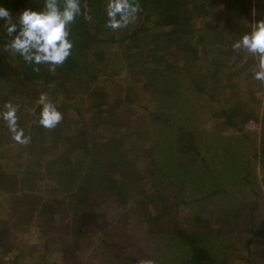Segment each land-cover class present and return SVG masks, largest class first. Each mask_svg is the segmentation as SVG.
Wrapping results in <instances>:
<instances>
[{"label": "trees", "instance_id": "16d2710c", "mask_svg": "<svg viewBox=\"0 0 264 264\" xmlns=\"http://www.w3.org/2000/svg\"><path fill=\"white\" fill-rule=\"evenodd\" d=\"M104 1L82 0V14L71 25V55L54 72H49L47 65L43 64L38 66L39 71H33L32 65L25 64L18 54L5 49L4 44L10 37L0 28V94L7 96L9 93V97L13 94L11 92H16L14 95L17 97L15 101L8 97L5 101L19 105L18 111H21L28 104L34 105L40 93H46L63 114L68 104L57 100V96L71 87L81 86L78 96L83 99L86 94L88 102L86 109L75 110L76 120L81 122L79 127L71 135L67 132L58 141H54L50 129L43 128L36 122L40 110L37 104L31 124L34 129L29 135V143L24 145V157H20L21 169L15 173V179L9 183L7 172L0 166V189L7 191L8 199L6 216L0 218V246L4 247L0 252H8V259L12 264H137V260L126 253L134 244V237L139 235H132V231H116L118 242L114 243L102 242L97 237L98 230L103 226L106 210L111 205L121 209L128 205L124 214L131 213L136 226L142 228V237L152 241L159 257L163 256V251L168 250L173 251L175 256L186 254L184 257L188 264H213V255H203V261L195 262V246L204 239L211 244L210 235L217 240L231 232L235 244L232 255L241 257L246 264H264V113L260 123V151L257 152L251 144V152L244 153L241 149L247 143L244 137L250 141L251 133L244 130V124L248 120L257 121L258 112L256 109V112L247 109L248 106L242 105L241 99H235L231 105L222 108V122L227 128L238 132L226 137L223 147L229 154L234 144L242 145L238 149L237 162L235 160L231 167L228 165L229 161L221 159L210 164L201 157L195 133L182 118L186 108L185 101L188 99L185 92L178 93V96L171 90L179 85L182 90L194 87L200 91L196 86V74L190 70L192 64L201 59L195 47V34L199 30L190 26L191 13L196 12L197 7L205 15L211 16L210 21L204 22V25L214 29L211 37L214 48L210 50L219 54L218 61L212 64L213 69H216L222 58L230 56L231 43L243 34L239 26L244 18L250 17L252 5L256 14L261 16L259 20L264 19V0H220L222 6L216 14L203 7L206 0H199L197 7L194 3L198 0H139L141 11L137 16L142 21L129 33L105 27ZM0 6L8 8L15 21L24 8L39 10L42 0H0ZM151 16L154 26L158 28L154 32H150L144 25ZM217 20L222 23V27L215 28L212 22ZM2 24L3 21H0V25ZM233 29L237 31L233 32ZM129 39L132 43H126L124 47L132 46L136 49L125 56L127 60L131 58L137 64L141 62V69L134 70L135 66L130 65L133 72L128 82L129 86H134L139 81V90L132 93L136 98L126 91L122 99L121 93L114 88L116 85L121 88V84L115 82L112 86L113 98L108 99L107 89L97 83L103 75L112 77L116 73L113 66L109 69L105 65L107 49L114 43L122 44ZM207 51L208 49L204 51L205 57L202 56L205 61L208 60ZM108 55L112 58L115 54L108 52ZM182 60L190 62L189 66L180 67L179 62ZM141 70L147 72V79L139 78ZM143 90L147 94L146 98L151 101L163 94L156 100H163L165 105H153L147 111V118L136 115V123L129 126L127 124L126 131L122 134L105 136L107 127H120L127 123L126 116L133 114L129 102L140 100L142 103ZM28 92L29 96L23 98ZM170 92L175 97H171ZM65 117L63 115L58 123L60 126H63ZM176 117L179 121L175 120ZM152 126H157L153 134ZM101 128L103 134L98 133ZM77 135L82 137L80 145L71 143V138ZM98 135L101 137L96 140ZM153 136L156 137L154 141L151 140ZM10 139L7 126L0 121V145L3 140L7 143L14 142ZM137 146L141 149L139 155L147 163L150 173L148 180L155 191L158 190L156 187L162 176L161 172L156 176L160 169H155L160 166L159 159L166 158V154L168 157L172 153L177 155V164L170 167L169 173L164 174L172 178L166 181L168 189L155 192L157 201L147 189H141L138 185L142 168L136 167L133 160V154L138 152ZM75 150L83 153L76 161L70 154H65ZM65 155L70 159L64 158L63 161L62 157H66ZM259 158L261 187L257 186L256 177L252 174V164ZM198 169L205 172V178H210L214 169H220V174L224 176L222 183L209 190L198 188L196 182L199 183L202 179L199 176L202 172L199 173ZM45 170L49 173L45 176L50 178L51 185L43 176ZM231 172L238 176V184L236 188L228 189L224 187V182H229ZM173 177L176 180L174 184ZM40 179L44 180L42 185L51 194L57 191L54 197L43 198L32 192L30 188H36ZM181 211H184V216L180 217ZM119 213L121 212H116ZM20 223H23L29 237L37 228L41 240L35 243L23 236L16 237L12 226L16 228V224ZM30 223L32 227L29 226ZM126 236L129 240H125ZM54 248L58 249V255L53 258V262L49 254ZM14 250L15 253L11 254ZM24 252L30 258L28 263L18 260ZM85 256L94 257L95 262L90 258L86 263ZM164 257L168 260L172 258ZM151 258L155 263L161 260L163 264L165 261L163 258Z\"/></svg>", "mask_w": 264, "mask_h": 264}, {"label": "rangeland", "instance_id": "374dc122", "mask_svg": "<svg viewBox=\"0 0 264 264\" xmlns=\"http://www.w3.org/2000/svg\"><path fill=\"white\" fill-rule=\"evenodd\" d=\"M191 2H195L197 0H190ZM204 1V0H203ZM107 0L104 1V6H106ZM205 2V1H204ZM200 1L198 0L194 4L199 5ZM211 3V4H210ZM222 6V3L220 0H213L209 1L206 0V2L203 4V7L209 8L210 13H218L220 7ZM196 12L191 13V27L194 29H198L199 31L197 34H195V47L197 49V53L199 56H201V59L197 61L196 64H192L190 67V70L196 74L197 78V84L196 86L199 87L200 91H197L194 87H191V89H186L184 88L182 90L181 86H176L175 88H172L174 92H176L179 96L178 93L185 92V96L188 98L185 102V110L183 111L184 117L187 126L194 131L195 133V140H196V146L199 150V153L202 158L205 159L207 163H214L218 160H223V161H229L230 167L234 165V161L236 160L238 149H240L239 146L234 144L231 147V152L228 154V152L225 150L223 147V142L226 140V137H230L229 135L237 134L238 132L235 129L232 128H227L226 124L223 121L224 117L220 115V110L224 107H228L231 105L235 99H241L242 105H245L247 109H255L258 112V119L257 121L255 120H248L244 124V130L245 131H250V141L244 137L246 140V144L241 147L243 149L244 153H250L252 150L251 144H253V147H255V150L257 152L260 151V143H261V131L262 127L260 126V123L262 121V116L264 113V82L257 81L253 79V73L257 71V61L254 59L251 54L247 53L246 51H241L242 49L239 50H233L231 47V53L229 57L222 58L220 64L216 67V69H213L214 66L212 65L214 62L218 61V56L219 54L217 51H213L210 49L214 48V44L211 43V37H212V30L214 29L212 27H206L204 25V22L210 21L211 16L210 15H205L203 11L197 7L195 9ZM250 17L244 18L239 26V29L242 31V33L249 31L252 27H254V21L259 20L260 15H257L255 12V8L252 5L250 8ZM150 20H147L144 22V25H146L147 29L150 32L156 31L158 28L154 26L153 24V16L149 18ZM142 21V18L137 16L135 21L130 23L127 27L118 29V30H123L126 33H129L132 29H134L136 26L140 24ZM215 25V28H220L222 27V23L217 20L216 22H212ZM237 30L233 29V32ZM241 33V32H240ZM130 44L132 43L131 40H126L122 44L114 43L112 46L108 47V52L109 53H114L115 55L111 58L108 55L107 50V60L105 65H108L109 69H115L116 73L115 76L112 77H105L108 74L103 75L100 79L97 80V83L99 85H104V87L107 89L108 99H112L113 96V91H112V86L116 82L121 84V88L116 85L114 88L115 90H118L121 95L122 99H124V93L126 91L130 92V94L134 96L133 91L139 90V81H136L134 86H129V79L131 78V73L132 68L131 66H135L134 70L141 69V65H139L141 62L135 63L132 62L131 58L127 60V57L125 54L128 52H134L136 49L135 47H124L125 44ZM126 44V45H127ZM232 45V43H231ZM208 51L206 52L208 60L205 61L202 56L205 57V50ZM153 53V52H152ZM150 53V54H152ZM231 58V59H230ZM133 63V64H132ZM190 62L182 60V62H179L180 67H188ZM158 67H160V64H157ZM206 68L208 70H206ZM141 74L139 75L140 79H147L148 74L147 72H144L143 70L140 71ZM173 73V72H172ZM199 73V76L197 75ZM205 73V76L204 74ZM235 73V74H234ZM154 74V73H153ZM106 81L104 82V79ZM166 85V83H164ZM207 84V85H206ZM68 85V84H67ZM224 86V87H222ZM162 87V86H161ZM204 87V89H202ZM81 86H78L77 88L71 87L70 89H67L66 92H63L61 95H58V99L60 102H64L67 105L65 113L63 115H66V120L63 123V126H60V124H57L56 127L50 129V133L53 134L54 141L55 139L58 141L59 138H63L65 134L68 132L69 135H71L77 127L81 124L77 119V116L75 114V110H82L86 109L88 107V102L86 100V94L82 96H78V91L81 90ZM114 90V91H115ZM144 92V93H143ZM143 97H142V103L138 101H132L129 102L130 104V110L133 112L131 116H126L128 118L127 123L124 125L121 124L120 127H107V129L104 131V135H113V134H122L124 131H126V126L128 124H134L136 123V115H140L143 118H147V111L150 108H153L155 104L158 105H165L163 100H156L159 97H162L163 94H160L157 98H152L153 100H149L146 98V92L143 90ZM11 94L8 97L5 94H0V107L3 106V104L6 102V98H10L11 101H15L17 97L14 95V92H11ZM171 97H175L172 92H170ZM28 95H24L23 98H27ZM54 96V95H53ZM80 97V98H79ZM228 97V98H227ZM226 98V99H223ZM51 99H55L54 97H51ZM156 100V103L154 102ZM160 101V102H159ZM154 105V106H153ZM37 106V101L32 104V106H29V104L25 107L22 108L21 111L17 112L18 116V121L21 124V127L24 129V133L26 136L29 137L31 132L33 131V127L31 126L32 121H33V113L34 109ZM87 106V107H86ZM120 107H123V104L120 105ZM252 107V108H251ZM123 109V108H122ZM151 110V109H150ZM189 111V112H188ZM256 112V111H255ZM88 113V112H85ZM185 115H187L185 117ZM177 116L180 118L179 114ZM183 116V114H182ZM178 117H176L175 120H178ZM188 118V119H186ZM182 119V120H183ZM147 121V120H146ZM157 126H152L151 128V134L156 132ZM98 133L103 134V128L98 130ZM104 136V137H105ZM173 136V135H171ZM101 136L98 135L97 139H100ZM81 135H77L76 137L71 138V143L75 145H80L83 141H81ZM156 139L155 136L151 138L152 141ZM222 140V141H221ZM10 141H13L10 139ZM174 142V140H171ZM29 143V140L26 144ZM26 144H18L16 142H11L7 143L6 140H3L2 144L0 145V166L3 168L4 171L7 172L8 174V182L10 183L15 179V173L18 172L19 169H21L22 161L20 157L23 156V152H25ZM232 148H235L236 150H232ZM167 149H169L167 147ZM80 150V149H79ZM137 154H133V160H135V165L136 167L142 168L141 173H139L140 177H138V185L141 189H147V191L152 194L154 197H156L155 192H162L168 189L166 187V181L171 180L172 178L164 176L166 173H169V169L173 168L177 163V155L176 153H172V156L169 157L166 154V158L162 160V158L159 159L158 163L156 165L158 167H155L156 170H159L156 172V176L160 175V172L162 173L161 178L158 180V187H156L158 190L155 191L154 186H151L150 180H148V175L149 169L147 166V163L142 160L144 157L140 156V151L141 149L137 146ZM78 150L72 151L71 153H65V154H70L71 158H74V161L78 160L80 157H82L83 153L77 152ZM221 152L222 155L220 154ZM20 155V156H19ZM74 155V156H73ZM246 157V154H244ZM66 156V155H65ZM70 157H62L63 161L64 158L66 160L70 159ZM237 162V160H236ZM198 163V161H197ZM171 167V168H170ZM194 167V165L192 166ZM252 174L253 176L255 175L256 181H257V186L261 187L262 182H261V177H262V171H261V162L260 158L256 159L255 162L252 164ZM195 168V167H194ZM198 168V167H197ZM155 170V171H156ZM202 170V169H201ZM199 173L202 172L198 169ZM220 169H214L213 175L210 176V178H205V175H203L205 172L203 171L201 175V180L200 182H196V185L198 188H205L206 190L211 189L214 185L216 184H221V179L224 178L223 175L220 174ZM44 178L45 174L49 175L47 170L44 172ZM231 179L229 182L225 180L224 182V187H232L236 188L238 184V176L233 174V172L230 173ZM204 177H203V176ZM19 177V176H17ZM50 178H46L45 180H48L47 183H52L49 180ZM181 180V178H179ZM175 178L173 177V184H174ZM43 179L38 180V185H35L36 188H30L33 193H36L40 195L43 198L47 197H54L57 191H55V194H51L49 190H47L46 186L42 185L43 184ZM176 181V180H175ZM233 181V182H232ZM149 182V183H148ZM145 183V184H144ZM170 184V181H169ZM63 185V184H62ZM236 185V186H235ZM58 186V185H56ZM65 186V185H63ZM45 188V189H44ZM59 188V186H58ZM8 189V188H6ZM230 189V188H228ZM6 194L7 191H2L0 189V218L5 215V211L8 207V199H6ZM157 201V197L155 198ZM38 202V200H36ZM107 207V205L105 206ZM128 208L127 207L121 209L120 208H113L111 205L110 209H107L105 214H104V221H102L103 226L100 227L97 232V237L100 238L102 242L105 243H114L118 242V238L116 237V231H121L123 233H128L132 231V235L136 233V236L134 237L135 242L134 244L129 248V251H127L126 255L132 256L133 260H137L138 263H143L146 261L152 260L151 257L154 259L158 258H163L165 261H163V264H181V262L187 263L186 258L184 256H175L173 251H163V256L158 255V253L154 250L155 245L152 243V241H148L147 238H143V231L140 226H136V223L132 220V215L130 212L124 214ZM116 212H121L119 214H116ZM184 211L179 212V216H184ZM107 219V220H106ZM33 223V222H32ZM32 223L29 224L30 227ZM17 227L15 228L14 225L12 226V230L14 231V234L16 237H21L23 236L25 238H29V241H34L35 243H38L42 237L38 235V229L36 228L34 231V234L32 236H28V232L24 230V225L23 223L16 224ZM23 225V226H22ZM135 225V226H134ZM19 226V227H18ZM41 234H43L41 232ZM127 235V234H126ZM210 241L211 244L204 239L203 242L198 243L197 246H195V250L197 252V257L194 255V261H203V255H213L212 261L213 264H246L243 263L244 260L241 257H236L235 255H232V249L235 247V244L233 242V238H231V232H227V234L221 238L215 239L214 236L210 235ZM125 240H129L128 236L125 237ZM1 241V239H0ZM0 249L3 251L4 247L0 246ZM145 251V253L143 252ZM0 264H12L11 261L8 259V252L5 254L4 252H0ZM15 250L11 253L14 254ZM50 259L55 261L53 258L58 255V249H55L52 251L51 254H49ZM151 255V256H150ZM164 256H171V259H167ZM86 257V263L87 261H90V258L93 262H95L94 257L87 258ZM29 256L26 255L24 252L23 255L20 256L18 259L19 261H23L25 263H28ZM159 260V259H158ZM189 260V259H187ZM57 261V259H56ZM219 261V262H218ZM134 264V263H133ZM155 264H162V261L159 260ZM188 264V263H187ZM194 264V263H193Z\"/></svg>", "mask_w": 264, "mask_h": 264}, {"label": "clouds", "instance_id": "9594fccd", "mask_svg": "<svg viewBox=\"0 0 264 264\" xmlns=\"http://www.w3.org/2000/svg\"><path fill=\"white\" fill-rule=\"evenodd\" d=\"M141 8L139 0H107L105 27L117 30L135 21ZM82 14V0H42L39 10L24 8L15 21L8 8L0 6V28L10 37L4 48L18 54L33 71L39 65H47L49 72L63 64L71 55L73 41L70 39L71 25ZM233 50L242 49L257 61L253 79L264 82V19L254 21V27L243 33L231 45ZM40 107L36 122L43 128L52 129L63 119L58 106L49 100L46 93L37 99ZM19 105L6 101L0 107V121L8 128L11 138L18 144H26L29 137L18 125ZM145 264H153L147 261Z\"/></svg>", "mask_w": 264, "mask_h": 264}]
</instances>
